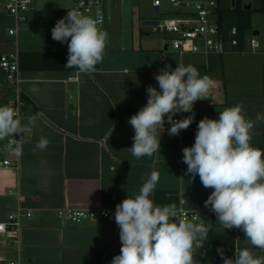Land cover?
I'll list each match as a JSON object with an SVG mask.
<instances>
[{"label":"crops","instance_id":"obj_1","mask_svg":"<svg viewBox=\"0 0 264 264\" xmlns=\"http://www.w3.org/2000/svg\"><path fill=\"white\" fill-rule=\"evenodd\" d=\"M5 1L0 0V54L15 50L20 54L68 52L67 44L53 40L51 35L56 22L66 16L61 9H50L46 0H33L27 20L17 22L5 9ZM146 19L151 18L139 14L140 22ZM135 23L129 21L114 29L107 12L105 28L109 36L103 61L89 74L62 68V60L54 55L43 57L50 66L36 69L26 66L28 58L20 57L19 87L25 102L20 121L25 138L14 147L7 144L6 137L0 139L4 146L0 159L19 163L17 167H0V221L18 207L32 215L22 217L18 232L0 233V264L12 259L26 264H101L104 250L119 253L120 230L114 223L98 217L73 224L63 221L58 210L116 209L123 199L139 193L152 171L159 173L151 196L154 203L178 206L183 200L185 207L201 210V221L194 223H203L209 229L216 214L204 211L203 201L213 189L205 188L198 175L194 179L186 175L182 150L194 144L201 119H218L219 112L227 107L242 104L252 120L264 115V57L239 66L226 57L229 52L182 54L172 47L169 35L153 36L145 29L140 34ZM11 29H15L14 34ZM166 65L172 69L177 65L193 66L201 76L210 77L214 85L208 99L194 104L195 118L188 129L169 136L166 122L159 129L160 152L137 159L128 151L134 143L128 120L146 105L149 85L159 90L155 74ZM226 65L235 70V75L229 70L226 76ZM1 74L3 106L13 92ZM188 115L191 113H177L172 118ZM29 118H34V125L29 124ZM41 137L49 142L43 151L36 147ZM251 144L264 150V123H256ZM158 193L160 202L156 199ZM172 196L175 203L169 201ZM218 230L228 231L222 226ZM240 234L241 238L235 240L236 249L249 247L243 231ZM254 251L264 255L258 249Z\"/></svg>","mask_w":264,"mask_h":264},{"label":"clouds","instance_id":"obj_2","mask_svg":"<svg viewBox=\"0 0 264 264\" xmlns=\"http://www.w3.org/2000/svg\"><path fill=\"white\" fill-rule=\"evenodd\" d=\"M102 19L77 11H69L51 30L52 39L66 43V67L89 74L103 61L108 34L102 30ZM159 90L146 89L147 103L128 123L132 126L134 143L128 151L137 159L160 152L159 129L171 125L169 136H178L195 118L194 104L210 95L214 81L201 76L193 66L166 65L155 74ZM177 113H191L173 120ZM168 119L165 121V116ZM264 115L248 119L242 104L219 112L218 119L204 117L197 125L195 142L183 148L187 174L198 175L205 188L213 189L205 207H211L223 229H239L249 247L238 248L228 257L223 248L217 252L222 264H264V150L251 144L252 131ZM34 118L29 124L34 125ZM18 110L11 104L0 106V139L20 133ZM41 137L36 147L48 146ZM159 173L152 171L144 180L139 193L128 196L116 205L115 222L119 227L120 254L111 264H200L196 253L207 240L208 228L179 215L175 205L158 206L151 199ZM107 215V213H105Z\"/></svg>","mask_w":264,"mask_h":264},{"label":"built area","instance_id":"obj_3","mask_svg":"<svg viewBox=\"0 0 264 264\" xmlns=\"http://www.w3.org/2000/svg\"><path fill=\"white\" fill-rule=\"evenodd\" d=\"M107 0H72V11H77L83 15L92 18L102 19V30L105 31L107 22L106 11ZM153 9L159 7L157 13H161L162 0H151ZM180 11L174 17L161 18L154 27L159 31L168 33L170 43L174 49L180 53H205V54H223L226 52L252 53L264 55V40H259L257 35L253 33L248 37L246 46L239 48V40L237 38V27L233 26L226 34L218 21V8L220 4L218 0H169ZM232 0L222 1L224 6H231ZM33 0H6L5 9L9 14L15 17L17 22H24L28 18V11L31 8ZM221 4V5H222ZM184 9L185 11H181ZM11 34L15 33V29L10 30ZM227 35V36H226ZM0 72L5 77L7 85L11 88L13 94L7 100L6 104H11L18 110L19 118L23 113L25 104L22 91L19 87L20 82V53L18 50L0 54ZM4 86L0 82V89ZM5 104V105H6ZM174 121L180 120L179 117L173 118ZM171 127V125L169 124ZM25 138L24 132L14 134V136L6 137L7 144L14 147L21 143ZM4 146L0 141V150ZM18 161L9 158L0 159V167L18 166ZM210 195V194H209ZM208 195V196H209ZM204 199L203 203L207 200ZM183 200L176 207L179 215H186L192 222H200L199 209H190L183 205ZM208 213H213L211 207H206ZM107 213V215L105 214ZM32 212H24L18 207L14 212L10 213L5 221H0V233L9 230L17 231L21 227L22 217L31 216ZM60 218L69 223L77 224L83 221H95L98 217L115 222L114 208H74L64 207L58 210ZM235 240L241 238L239 229H231ZM116 255V251L106 249L102 253L101 264H111L112 258ZM4 264H26L21 259H12Z\"/></svg>","mask_w":264,"mask_h":264},{"label":"trees","instance_id":"obj_4","mask_svg":"<svg viewBox=\"0 0 264 264\" xmlns=\"http://www.w3.org/2000/svg\"><path fill=\"white\" fill-rule=\"evenodd\" d=\"M219 8H218V21L220 23V26L222 30L227 34L228 31L233 27H237L238 33L237 38L239 40L238 47L244 48L246 46V42L248 37L253 33L252 27H251V18L252 13L254 10L264 12V5L260 8L254 9L253 7L247 8V7H241L239 0H234L231 3V6H224L219 1ZM222 4V5H221ZM227 36V35H226ZM48 55H54L56 58L61 59L62 62L59 64L62 68H68L66 67L67 58H68V52H48L46 53ZM45 53H33V52H23L20 54V57L23 59L28 58L29 62L26 64L29 68H43L50 66L48 62H45L44 58ZM35 58H39L41 61L36 62ZM23 62V61H22ZM99 64V63H98ZM96 65V67L98 66ZM24 66V65H23ZM71 70H77L76 68H69ZM156 199L158 202L159 200V193L156 195ZM173 200V196L169 201ZM175 199L173 200V203H175ZM220 223L217 220V216L214 215L209 229H208V236L207 240L204 242L203 248H201L196 256L195 259H197L200 262H208V261H219L222 262L221 256L218 254L217 249L223 248L224 253L228 257H233L235 250H236V241L233 233L231 230L227 229V232H223L219 229Z\"/></svg>","mask_w":264,"mask_h":264},{"label":"rangeland","instance_id":"obj_5","mask_svg":"<svg viewBox=\"0 0 264 264\" xmlns=\"http://www.w3.org/2000/svg\"><path fill=\"white\" fill-rule=\"evenodd\" d=\"M51 1V2H50ZM162 6H161V13H155L154 9L151 5L150 0H107L106 3V10L108 12V15H110L111 23L114 26V29L119 28L120 26H123L125 23V26L128 25V22H136L135 23V29L138 31V33H142V30H149L150 34L153 36L159 35V36H168V33H164L163 31L157 30L154 26H148L144 25L142 22L139 21V14L142 16L144 13L146 16L150 17L151 20H159L161 18L166 17H174L176 16V13L180 11L177 7L173 5L169 0H162ZM220 3L225 0H218ZM241 7H246L247 5H251L254 9L260 8L264 5V0H239ZM47 5L50 9L56 8L61 9V12L65 15L68 13V8L70 7V2L72 0H46ZM69 2V3H68ZM72 11V5H71ZM181 11H185L182 9ZM134 14H136V17L134 19ZM252 25L255 27V29L259 30V35H257V38L259 40H264V12L254 10L252 15ZM105 31L107 32L109 36L108 30L105 28ZM237 53V54H236ZM229 52L226 53V57H231L230 59H234L235 63H239L240 65H244L247 60L253 59L254 61L258 60L259 58H262V55H254L252 53H239L236 52ZM225 57V62L227 61V58ZM264 57V55H263ZM251 63V61H250ZM231 67L227 66L225 69H228L224 73L227 75ZM236 69V68H235ZM202 71H206L205 69H201ZM230 72L235 75V70L231 69ZM2 75V74H1ZM3 76V75H2ZM4 80L5 77L3 76ZM235 79L240 80L239 77H235ZM206 208V207H205ZM204 208V209H205ZM208 214V213H207ZM203 215H201L202 217ZM206 216V214H204ZM203 220V218H202ZM118 251H116V255H118Z\"/></svg>","mask_w":264,"mask_h":264},{"label":"water","instance_id":"obj_6","mask_svg":"<svg viewBox=\"0 0 264 264\" xmlns=\"http://www.w3.org/2000/svg\"><path fill=\"white\" fill-rule=\"evenodd\" d=\"M233 4H234V0H233ZM246 7L247 8H250L251 5H247ZM158 11H159V7H155L154 8V12L157 13ZM143 24L144 25H148V26H154V25H157L158 24V21L157 20L146 19V20L143 21ZM259 33L260 32L257 29L253 31V34L254 35H259ZM202 99H208V97L202 98ZM119 254H120V251H119Z\"/></svg>","mask_w":264,"mask_h":264}]
</instances>
